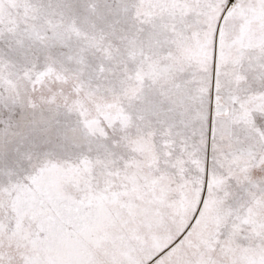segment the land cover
<instances>
[{
  "label": "snow or ice",
  "instance_id": "6c2138e0",
  "mask_svg": "<svg viewBox=\"0 0 264 264\" xmlns=\"http://www.w3.org/2000/svg\"><path fill=\"white\" fill-rule=\"evenodd\" d=\"M0 264H264V0H0Z\"/></svg>",
  "mask_w": 264,
  "mask_h": 264
}]
</instances>
